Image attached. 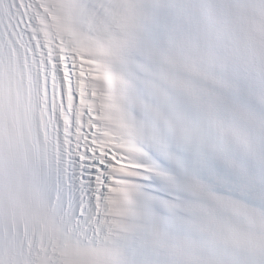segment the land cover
I'll use <instances>...</instances> for the list:
<instances>
[{
	"label": "snow or ice",
	"instance_id": "6c2138e0",
	"mask_svg": "<svg viewBox=\"0 0 264 264\" xmlns=\"http://www.w3.org/2000/svg\"><path fill=\"white\" fill-rule=\"evenodd\" d=\"M0 264H264V0H0Z\"/></svg>",
	"mask_w": 264,
	"mask_h": 264
}]
</instances>
